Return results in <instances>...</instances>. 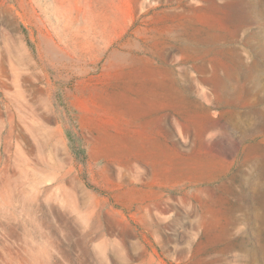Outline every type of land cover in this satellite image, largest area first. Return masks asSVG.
Here are the masks:
<instances>
[{"label": "rangeland", "instance_id": "rangeland-1", "mask_svg": "<svg viewBox=\"0 0 264 264\" xmlns=\"http://www.w3.org/2000/svg\"><path fill=\"white\" fill-rule=\"evenodd\" d=\"M0 264H264V0H0Z\"/></svg>", "mask_w": 264, "mask_h": 264}]
</instances>
